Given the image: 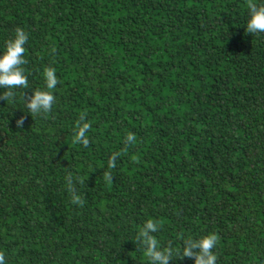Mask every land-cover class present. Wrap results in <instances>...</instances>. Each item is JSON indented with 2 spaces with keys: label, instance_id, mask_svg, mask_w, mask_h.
<instances>
[{
  "label": "trees",
  "instance_id": "16d2710c",
  "mask_svg": "<svg viewBox=\"0 0 264 264\" xmlns=\"http://www.w3.org/2000/svg\"><path fill=\"white\" fill-rule=\"evenodd\" d=\"M246 21L247 0H0V51L29 35L28 86L0 99L4 264H148L150 218L164 247L215 233L216 264H264V34ZM46 67L56 101L31 116Z\"/></svg>",
  "mask_w": 264,
  "mask_h": 264
},
{
  "label": "clouds",
  "instance_id": "9594fccd",
  "mask_svg": "<svg viewBox=\"0 0 264 264\" xmlns=\"http://www.w3.org/2000/svg\"><path fill=\"white\" fill-rule=\"evenodd\" d=\"M245 30L249 34H264V0H247V21ZM29 39L28 33L20 27H17L13 38L6 42L3 51H0V99L14 101L16 96L15 89L17 87L27 88L28 77L25 74V69L22 67L27 63L25 59L26 48ZM45 81V87L36 89L32 95L25 99V107L31 116L46 114L50 112L55 104L56 97L53 90L58 84L56 69L46 67L42 73ZM78 122L77 131L73 138L74 143H80L87 147L90 143L88 130L91 128L89 122ZM24 117H20L16 121V125L22 128ZM126 142L135 143L136 136L133 133H128ZM117 154H113L110 160V165L114 166ZM69 190L73 192L74 202L79 203L80 197L75 193L74 180L71 175L67 178ZM107 179H111L109 175ZM160 230V223L154 219H147L140 226L136 239L140 245L143 255L147 258L148 264H170L173 255L180 253L183 257L194 258V264H216L217 255L213 251L218 243V237L215 233L194 238L188 236L184 239L181 249H177L171 245L168 247L162 246L155 233ZM0 264H4V257L0 255Z\"/></svg>",
  "mask_w": 264,
  "mask_h": 264
}]
</instances>
